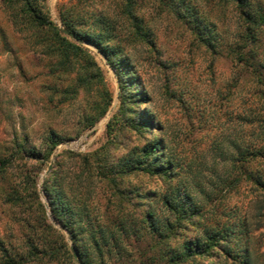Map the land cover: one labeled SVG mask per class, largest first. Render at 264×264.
Wrapping results in <instances>:
<instances>
[{
    "label": "rangeland",
    "instance_id": "rangeland-1",
    "mask_svg": "<svg viewBox=\"0 0 264 264\" xmlns=\"http://www.w3.org/2000/svg\"><path fill=\"white\" fill-rule=\"evenodd\" d=\"M248 1L254 4L255 0ZM38 3L65 37L87 50L96 64L91 71L97 73L98 69L100 77L90 79L89 86L73 97H63L60 91L73 83L76 72L51 74L54 60L38 53L36 41L22 27L16 10L0 0V157L15 151V139L22 144L25 137L26 148L43 152L49 130L66 137L53 149L48 162L19 156L7 170L6 182L17 187L25 185L30 190L31 182L26 183V176H31L50 223L73 247L65 229L52 219L43 194V182L54 163L73 169L76 160L69 159L70 154L97 151L117 161L133 147L158 136L163 139L166 151L184 166L179 180L198 200H202L200 188L210 192L212 186H218L217 190H222L221 203L215 211L218 221L223 218L220 213L229 208H236L246 218L249 235L242 246L248 245L253 264H264L263 198L249 182L243 181L232 190L223 189L221 183L232 166L230 159L235 152L232 142L243 145L253 128L254 133L259 129L256 123L246 124L241 116L248 111L264 110L261 93L257 94L262 87L247 70L240 69L229 52L244 42V24L235 5L218 0H39ZM126 6L130 7L129 12ZM62 18L82 32L104 29L113 32V43L122 51V61L115 64L122 67L124 74L117 75L92 43L64 34L62 29H67ZM136 26H141V30ZM257 53L264 63V43ZM260 70L264 74V68ZM109 97L104 114L92 127L83 128L82 116L96 117V108L103 106ZM140 112L151 118L147 132L139 125L132 126ZM252 167L264 174V159H256ZM123 182L144 190L160 191L166 186L162 179L142 172L126 176ZM0 188L5 190L6 186ZM29 200L35 208L33 198ZM155 206L157 213L163 215L159 201ZM11 210L0 199V238L18 245L20 234L11 221L17 210L12 214ZM199 235L200 230L190 224L168 239L146 238L139 248L158 241L147 254L159 259L155 264H236L226 259L218 247L207 256L170 261L172 254H167L170 249H178V243ZM131 252L132 257L137 256L136 249Z\"/></svg>",
    "mask_w": 264,
    "mask_h": 264
},
{
    "label": "trees",
    "instance_id": "trees-1",
    "mask_svg": "<svg viewBox=\"0 0 264 264\" xmlns=\"http://www.w3.org/2000/svg\"><path fill=\"white\" fill-rule=\"evenodd\" d=\"M218 1L235 5L244 24V42L229 52L240 69L247 70L255 83L262 87L257 94L261 93L264 100V74L260 70L264 68V63L257 53L264 43V3L259 0H255L254 4L248 0ZM38 2L4 0L7 7L16 10L22 27L36 41L38 53L54 60L51 74L59 76L61 73L76 72L73 83L60 91L63 97H73L80 89L89 86L90 79L100 77L99 70L97 73L91 71L96 64L87 55V50L65 37ZM126 7L129 12L130 7ZM61 22L76 39L92 43L117 75L124 74L122 67L115 64V61H122V51L113 43V32L107 29L82 32L71 21L62 18ZM131 94L136 95L135 92ZM120 99L123 103L122 96ZM109 103L110 97L103 106L96 108V117L83 115V128L92 127ZM140 114L134 123L131 122L132 126L139 125L147 132L152 125L151 118L146 112ZM241 119L248 125L256 123L259 129L254 133L253 128L243 145L232 142L235 149L230 159L232 166L228 175L221 179L222 188L232 190L243 181L249 182L264 202V174L252 167L253 161L264 159V110L257 113L248 111ZM65 139V136L49 130L43 152L26 148L25 137L22 144L15 139V151L0 157V184L6 186L5 190L0 188V199L12 209L11 214L17 210L11 221L20 234L18 245L0 238V264H155V260L159 259L147 254L155 249L158 241L154 244L148 242L142 249L139 245L145 243L146 238L155 236L157 239H168L190 224L200 230V235L178 243V249H170L167 252L172 254L170 261L207 256L218 247L226 259L236 264H253L248 245L242 246L249 235L246 218L241 217L236 208H229L220 213L223 218L218 221L215 211L221 203L222 190H217L218 186H212L210 192L200 188L202 200H198L179 180L181 171H185L184 166L166 151L163 139L158 136L133 147L117 161L109 160L106 154L97 151L84 155L70 154L69 159L76 160L73 169H67L58 162L52 166L43 182V194L52 219L66 231L76 260L65 235L50 223L33 178L26 176V183L31 182L30 190L25 185L17 187L5 180L7 170L19 156H27L35 162H48L53 149ZM137 172L156 176L165 181L166 186L155 191L125 185L124 178ZM29 198H33V203L37 205L35 208ZM157 201L163 215L155 210ZM261 216L264 220V211ZM131 249H136L137 256L132 257Z\"/></svg>",
    "mask_w": 264,
    "mask_h": 264
},
{
    "label": "water",
    "instance_id": "water-1",
    "mask_svg": "<svg viewBox=\"0 0 264 264\" xmlns=\"http://www.w3.org/2000/svg\"><path fill=\"white\" fill-rule=\"evenodd\" d=\"M62 32H63L64 34H66L68 37H70V38H72V39H74V40H77V39L74 37V35L71 34L70 32H68L67 30L62 29ZM49 169H50V166L48 167V170H49ZM70 248H71V252H72L74 258L77 260V258H76V253H75L74 248H73L72 246H70Z\"/></svg>",
    "mask_w": 264,
    "mask_h": 264
}]
</instances>
